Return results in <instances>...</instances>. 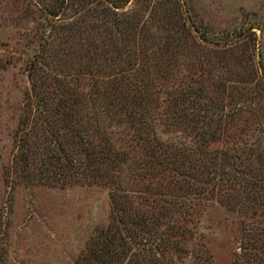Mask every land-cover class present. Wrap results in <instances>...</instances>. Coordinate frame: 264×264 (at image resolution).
I'll return each instance as SVG.
<instances>
[{"label":"trees","instance_id":"trees-1","mask_svg":"<svg viewBox=\"0 0 264 264\" xmlns=\"http://www.w3.org/2000/svg\"><path fill=\"white\" fill-rule=\"evenodd\" d=\"M27 1L44 23L8 175L107 192L74 264H212L199 225L215 204L236 225L231 264H264V71H236L249 35L218 47L183 0ZM5 235L0 218V264Z\"/></svg>","mask_w":264,"mask_h":264},{"label":"rangeland","instance_id":"rangeland-1","mask_svg":"<svg viewBox=\"0 0 264 264\" xmlns=\"http://www.w3.org/2000/svg\"><path fill=\"white\" fill-rule=\"evenodd\" d=\"M183 2L218 47H230L238 31L249 35L241 44L243 62L236 71H250L255 66L264 71V0ZM43 23L31 2L0 0V218L6 233V245L4 242L1 248L7 252L9 264H74L90 235L108 220L104 189L25 188L12 186L8 175L16 154L13 133L23 95L29 90L25 65L32 47L37 46V42L30 44L31 37ZM251 32L256 35L254 47L248 41ZM235 230L223 207L215 204L204 210L199 232L212 255V264H231Z\"/></svg>","mask_w":264,"mask_h":264}]
</instances>
